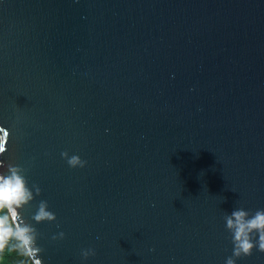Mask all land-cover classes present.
<instances>
[{"label":"water","instance_id":"obj_1","mask_svg":"<svg viewBox=\"0 0 264 264\" xmlns=\"http://www.w3.org/2000/svg\"><path fill=\"white\" fill-rule=\"evenodd\" d=\"M0 144L42 264H224L264 208V0H0Z\"/></svg>","mask_w":264,"mask_h":264},{"label":"clouds","instance_id":"obj_2","mask_svg":"<svg viewBox=\"0 0 264 264\" xmlns=\"http://www.w3.org/2000/svg\"><path fill=\"white\" fill-rule=\"evenodd\" d=\"M4 151L0 144V153ZM69 167H84L86 161L78 154L60 152ZM41 189L33 182L31 185L24 174V169L17 164L0 161V250L6 245L14 249L20 260L18 264H42L41 246L37 243L39 233L36 223L54 221L56 216L48 207V202L41 199L31 213L25 218L22 209L28 205ZM224 227L230 233L232 243L231 255L225 258L224 264H236V258L250 255L253 248L264 252V208L254 212L244 207H234L223 216ZM64 232L52 235V239H62ZM82 259L95 255L91 246L80 250Z\"/></svg>","mask_w":264,"mask_h":264},{"label":"trees","instance_id":"obj_3","mask_svg":"<svg viewBox=\"0 0 264 264\" xmlns=\"http://www.w3.org/2000/svg\"><path fill=\"white\" fill-rule=\"evenodd\" d=\"M20 257L9 245L0 250V264H18Z\"/></svg>","mask_w":264,"mask_h":264}]
</instances>
